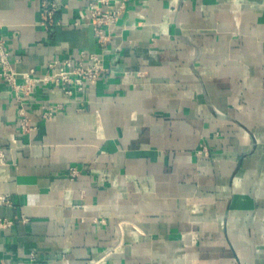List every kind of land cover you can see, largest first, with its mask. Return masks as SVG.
Here are the masks:
<instances>
[{
    "label": "crops",
    "instance_id": "1",
    "mask_svg": "<svg viewBox=\"0 0 264 264\" xmlns=\"http://www.w3.org/2000/svg\"><path fill=\"white\" fill-rule=\"evenodd\" d=\"M121 1L46 27L43 0H0L21 76L102 58L83 91L26 96L28 131L0 75V264H264V0H123L101 39L93 8Z\"/></svg>",
    "mask_w": 264,
    "mask_h": 264
},
{
    "label": "built area",
    "instance_id": "2",
    "mask_svg": "<svg viewBox=\"0 0 264 264\" xmlns=\"http://www.w3.org/2000/svg\"><path fill=\"white\" fill-rule=\"evenodd\" d=\"M99 3L106 4L108 0H99ZM62 5V0H43L42 3V22L46 27L55 26L60 23V20L56 18L58 10ZM125 8V3L122 0L119 5L108 11H102L100 6L93 8L91 12V23L94 26L95 31L103 38V28L105 26L110 27L112 24L116 23L123 9ZM92 63H85L86 54L82 52L81 59L75 64L73 63L71 57L65 60L67 68L59 72H51L45 74H36L34 70H31L22 76L11 66L8 60V52L4 48L2 41L0 39V75L1 77L9 82L15 88L19 99L22 101V107L20 108V125L22 130L28 131L35 126L31 124L28 117L27 111V100L26 96L32 97L37 92L39 86L44 83H53L68 96H73L76 93L83 91L88 84H95L98 82L99 77L102 72V58L97 54L91 53L87 56ZM51 66L56 67V63ZM53 107L46 109L43 113L44 117H50L54 113ZM7 158L5 151L0 148V164H6ZM79 170L72 167V175H77ZM11 204V197L7 193L0 192V205ZM10 224L7 218L0 216V228L6 227ZM93 262V261H92ZM92 264H96L93 262Z\"/></svg>",
    "mask_w": 264,
    "mask_h": 264
}]
</instances>
